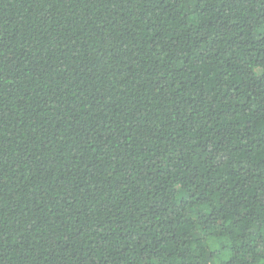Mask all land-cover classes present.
<instances>
[{"label":"trees","instance_id":"16d2710c","mask_svg":"<svg viewBox=\"0 0 264 264\" xmlns=\"http://www.w3.org/2000/svg\"><path fill=\"white\" fill-rule=\"evenodd\" d=\"M0 264H264V0H0Z\"/></svg>","mask_w":264,"mask_h":264}]
</instances>
